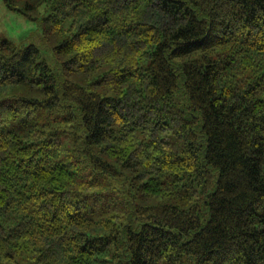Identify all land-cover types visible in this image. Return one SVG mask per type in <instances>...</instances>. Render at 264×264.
Here are the masks:
<instances>
[{"label": "trees", "instance_id": "1", "mask_svg": "<svg viewBox=\"0 0 264 264\" xmlns=\"http://www.w3.org/2000/svg\"><path fill=\"white\" fill-rule=\"evenodd\" d=\"M0 264H264V0H4Z\"/></svg>", "mask_w": 264, "mask_h": 264}, {"label": "rangeland", "instance_id": "2", "mask_svg": "<svg viewBox=\"0 0 264 264\" xmlns=\"http://www.w3.org/2000/svg\"><path fill=\"white\" fill-rule=\"evenodd\" d=\"M0 35L13 40L17 44L37 43L42 50V58L55 66V58L49 46H43V29L37 20L30 19L19 10L8 7L0 0Z\"/></svg>", "mask_w": 264, "mask_h": 264}]
</instances>
